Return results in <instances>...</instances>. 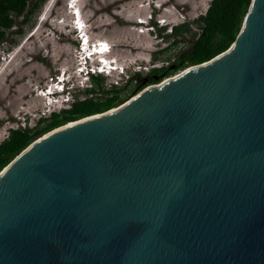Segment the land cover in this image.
I'll return each instance as SVG.
<instances>
[{
	"label": "water",
	"instance_id": "1",
	"mask_svg": "<svg viewBox=\"0 0 264 264\" xmlns=\"http://www.w3.org/2000/svg\"><path fill=\"white\" fill-rule=\"evenodd\" d=\"M0 264H264V0L223 52L4 166Z\"/></svg>",
	"mask_w": 264,
	"mask_h": 264
},
{
	"label": "rangeland",
	"instance_id": "2",
	"mask_svg": "<svg viewBox=\"0 0 264 264\" xmlns=\"http://www.w3.org/2000/svg\"><path fill=\"white\" fill-rule=\"evenodd\" d=\"M69 1L44 0L27 17H16L0 43V142L10 128L33 126L40 116L68 107L75 95L79 99L91 96L85 92L92 87L85 71L87 65L99 64V59L122 66V71L112 66L102 75L106 88L116 84L123 92L134 89L135 72L145 76L152 66L174 64L177 55L188 50L197 29L194 20L210 2L73 0V13ZM184 22L190 23L191 30L173 36L172 27ZM174 38L180 40L176 45ZM103 42L106 50H93L88 60L81 55L82 48L91 50ZM80 66L83 71L79 72ZM55 81L63 85L57 88ZM47 86L53 94L39 91Z\"/></svg>",
	"mask_w": 264,
	"mask_h": 264
},
{
	"label": "trees",
	"instance_id": "3",
	"mask_svg": "<svg viewBox=\"0 0 264 264\" xmlns=\"http://www.w3.org/2000/svg\"><path fill=\"white\" fill-rule=\"evenodd\" d=\"M44 0H0V43L4 40L6 31L15 25L16 17H27L34 12ZM251 0H210L206 11L194 22L196 31L188 50L181 52L172 65L152 66L142 76V71L135 72L134 89L123 92L116 84L104 86V76L88 74L92 87L85 92L91 96L79 99L76 95L68 107L53 110L48 115L40 116L33 126L10 128L8 136L0 142V170L16 155L43 134L80 118L101 113L115 107L125 100L132 92H137L147 85L158 83L162 79L188 66L205 62L226 50L236 38ZM29 7V8H28ZM27 20H23L26 22ZM155 24V21H152ZM189 22L172 27L173 36H182L190 31ZM165 29V27H163ZM180 40H173L178 44ZM155 59V58H154Z\"/></svg>",
	"mask_w": 264,
	"mask_h": 264
},
{
	"label": "bare ground",
	"instance_id": "4",
	"mask_svg": "<svg viewBox=\"0 0 264 264\" xmlns=\"http://www.w3.org/2000/svg\"><path fill=\"white\" fill-rule=\"evenodd\" d=\"M69 4H70V7L72 8V9H74V11H73V13H75V8H74V4H73V0H71V1H69ZM73 4V5H72ZM78 23H79V21H78ZM32 37V36H31ZM30 37V38H31ZM30 38H28V39H30ZM84 39V38H83ZM84 42H86V40H83ZM100 44V43H99ZM98 44V46H96L95 45V47H94V50L95 51H98V52H102V51H104V50H106L107 48H108V45H107V43L105 44L104 42L101 44V45H99ZM104 59V58H103ZM101 63H103V64H107V65H105V66H103V67H98L97 68V70L98 71H106L108 68H110V69H112L113 67L112 66H110L109 65V67H107L108 66V62L107 61H105V59L103 60V61H99V64H101ZM96 70V71H97ZM77 71V70H76ZM85 72H89V70H86ZM85 74H89V73H85ZM53 84H55L56 85V87L58 88V87H61L63 84H61V83H59V81H55ZM50 88H48V86L47 87H45V88H43V89H40L39 91L40 92H45L46 91V93L45 94H47V93H49V94H53V93H51L50 92V90H49ZM62 91H64V89L62 88L61 89V92Z\"/></svg>",
	"mask_w": 264,
	"mask_h": 264
},
{
	"label": "clouds",
	"instance_id": "5",
	"mask_svg": "<svg viewBox=\"0 0 264 264\" xmlns=\"http://www.w3.org/2000/svg\"><path fill=\"white\" fill-rule=\"evenodd\" d=\"M75 21V20H74ZM74 21H73V26H74ZM99 62V61H98ZM113 63V62H112ZM105 65H107V64H103L102 65V63L101 64H92V65H87V68H86V70H89V72H87V73H89L90 75L91 74H103L102 73V71H98L97 70V68L98 67H103V66H105ZM108 65H110V64H108ZM115 66H117V67H115ZM113 67H115V68H113V69H117V68H119L120 70L122 69V66H118V63L116 62V63H113ZM97 70V71H96ZM122 71V70H121ZM106 72V71H105ZM90 75H88L89 77H90ZM62 95V94H61Z\"/></svg>",
	"mask_w": 264,
	"mask_h": 264
}]
</instances>
